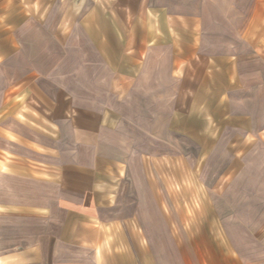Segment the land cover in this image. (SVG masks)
<instances>
[{"label":"rangeland","instance_id":"374dc122","mask_svg":"<svg viewBox=\"0 0 264 264\" xmlns=\"http://www.w3.org/2000/svg\"><path fill=\"white\" fill-rule=\"evenodd\" d=\"M170 1L174 10L182 6L205 10L211 36L204 43L205 55L233 53L237 66H250L253 75L258 70L259 76L264 75V0ZM101 2L51 1L44 17L61 20L60 26L46 27L47 32L56 30V40L61 41V46L58 42L54 46L56 53H21L3 64L7 72L0 79V102L4 98L7 103L0 106V162L46 182L72 178L67 168L77 162L90 172L88 179L81 172L77 176L89 181L83 186L63 185L62 193L95 189L102 214L97 223L106 227L110 250L141 264H216V253L231 244H239L241 253H252L246 250L253 238L249 233L264 225V210L259 201L238 197L239 187L230 180L262 177L261 140L252 148L237 149L240 130L230 125L229 115L226 121L218 120L229 113V101L218 107L216 102L189 105L197 81L207 72L209 59L203 53L184 64L185 78L177 69L173 79L168 73L170 53H157L147 59L152 72L148 83L144 80L146 86L151 82L155 87L152 95L132 98L129 93L124 101L107 96L108 75L93 39L102 31ZM172 33L180 37L173 29ZM175 44L180 50L181 42ZM125 45H119L123 53L145 50L137 42L127 43V51ZM171 45L157 43L163 52H169ZM144 60L138 63L144 66ZM25 78L42 89L25 90ZM108 78L112 82L118 74L110 72ZM224 96L228 100V92ZM38 98L43 99L40 106L33 105ZM151 113L152 118L157 114V121L151 120ZM197 116L204 120H192ZM187 117L191 119L182 120ZM233 165L239 169L232 170ZM46 187L53 188L47 183Z\"/></svg>","mask_w":264,"mask_h":264},{"label":"crops","instance_id":"0c3cea01","mask_svg":"<svg viewBox=\"0 0 264 264\" xmlns=\"http://www.w3.org/2000/svg\"><path fill=\"white\" fill-rule=\"evenodd\" d=\"M51 1L0 0V79L6 77L2 75L7 72L3 64H8V60L12 61L21 53H56L54 46L56 48L57 42L61 46V41L56 40V30L49 28L46 31L47 26L61 25V20L55 22V17H44L47 4ZM125 2L131 0H102V17L98 20L102 31L98 37H93L97 45L96 54L102 66H105V74H118V78L112 79V82L108 76L105 78L107 96L112 94L124 101L128 100L129 93L132 98L145 97L146 92L152 95L155 87L151 82L146 86L144 80H148L147 75L152 72L147 59L152 60L157 53H170L168 73L172 79L177 69L185 78L188 65L184 64H190L194 57L199 58L200 53H203L209 59L205 61L204 67L207 72L204 70V76L197 81L194 98L189 105L199 107L216 102L218 107L229 101V113L218 120L226 121V115H229L230 125L240 130V138L234 143L237 149L245 146L252 148L258 144V139L261 140V147H264V75L259 76V70L257 76L253 75L250 66H237L238 61L232 58L233 53L213 51L211 53L214 54L205 55L204 43L211 37L206 30L205 10L195 12L188 6L174 10L171 4L173 1L170 0V4L165 3V0H138L131 5ZM172 29L180 34L179 38L175 37ZM176 41L181 42L180 50L176 48ZM121 42L126 43L125 50L127 43L131 42H137L145 50L123 53L119 50ZM157 43H170L172 48L169 52H163ZM116 48L118 53H115ZM142 57L149 69L138 63ZM40 58H45V55ZM179 60L183 61L180 66L177 65ZM27 72L32 73L34 70H25ZM254 79L256 82L252 83ZM9 86L6 85L5 89ZM139 86L143 95L139 93ZM243 88L245 93L241 92ZM39 89L42 88L38 82L25 78V90ZM226 92L229 94L228 100H224ZM153 97L156 99L157 94L154 93ZM163 97L167 98V95ZM3 100L0 106L7 103ZM42 100L38 98L33 105L40 106ZM107 106L111 107L109 104ZM106 112L110 113L111 110ZM157 118V114H153L152 118L151 113V120L157 121ZM199 118L197 116L192 120ZM190 119L187 117L182 120ZM247 163L245 168L249 170ZM262 163L264 171V161ZM235 168L239 169L237 165L231 166L232 170ZM67 169L74 174L73 179L55 177L46 182L33 175L26 177L24 172L18 173L19 168L0 162V264H141L125 253L110 250L106 227L97 223L101 221L102 214L95 189L83 188L74 195L62 193L63 185H78L81 182L83 186L89 181L90 172L84 171L77 162ZM78 172L86 175L87 179L78 177ZM230 182L239 187H236L235 193L238 197L246 196L252 201H259L264 210V172L260 178H232ZM46 183L53 188L47 190ZM244 186L247 188L242 189ZM261 217H264L263 213ZM249 234L253 238L249 240L246 250L252 253H241L239 244L236 247L231 244L216 253L215 263L264 264V225L256 227Z\"/></svg>","mask_w":264,"mask_h":264}]
</instances>
